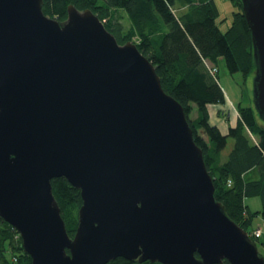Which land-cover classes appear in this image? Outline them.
Returning <instances> with one entry per match:
<instances>
[{
  "label": "water",
  "instance_id": "95a60500",
  "mask_svg": "<svg viewBox=\"0 0 264 264\" xmlns=\"http://www.w3.org/2000/svg\"><path fill=\"white\" fill-rule=\"evenodd\" d=\"M264 124V0H241ZM82 204L71 238L51 180ZM0 218L31 264H264L215 199L183 107L89 9L0 0Z\"/></svg>",
  "mask_w": 264,
  "mask_h": 264
},
{
  "label": "trees",
  "instance_id": "16d2710c",
  "mask_svg": "<svg viewBox=\"0 0 264 264\" xmlns=\"http://www.w3.org/2000/svg\"><path fill=\"white\" fill-rule=\"evenodd\" d=\"M229 1L237 10L225 31L217 24L219 10L215 0H42V11L63 22L69 5L79 11L89 9L119 45L127 41L136 45L154 66L164 92L183 107L212 179L215 199L236 225L250 233L256 216L264 221V124L253 106H239L236 126L222 134L210 124L208 112L209 105L225 104L226 97L218 83L219 61H224L230 74L241 73L244 78L255 70L251 34L241 0ZM116 10L127 16V29L115 19ZM205 62L216 69L215 74L209 73ZM194 109L196 117L190 118ZM228 139L233 140V146L224 157ZM51 187L66 232L72 238L82 204L80 192L64 178L51 180ZM250 198L260 199L259 212H251L245 204ZM250 239L257 246L260 236ZM0 264H31L18 233L1 218ZM108 264L160 263L117 258Z\"/></svg>",
  "mask_w": 264,
  "mask_h": 264
},
{
  "label": "rangeland",
  "instance_id": "374dc122",
  "mask_svg": "<svg viewBox=\"0 0 264 264\" xmlns=\"http://www.w3.org/2000/svg\"><path fill=\"white\" fill-rule=\"evenodd\" d=\"M215 4L218 7L219 14L217 17V24L222 31H225L231 24L232 13L236 12L237 8L229 0H215ZM84 11V10H82ZM115 19L123 25L125 29L130 26V22L127 16L122 11H114ZM64 22V21H63ZM133 43L132 41H127ZM125 42V43H127ZM124 43V44H125ZM122 44V45H124ZM134 44V43H133ZM210 65V64H209ZM218 68V83L225 94L224 105H209V122L211 125L217 126L222 134H226L230 127H235L239 119L238 108L249 107L252 105V78L253 73L248 77H243L241 73L230 74L224 61H219ZM229 114V116H227ZM196 117L195 109L191 112L190 118ZM251 140H255L253 136L249 135ZM233 146V140L228 139L227 146L223 152V156L226 157ZM229 186V185H228ZM245 204L249 207L251 212H259L261 210V201L259 198H250L245 201ZM252 227L254 228L250 233H247L251 238L253 231H260V239L257 243V249L259 254L264 255V221L256 216L253 220ZM19 235V234H18ZM20 237V236H19Z\"/></svg>",
  "mask_w": 264,
  "mask_h": 264
},
{
  "label": "built area",
  "instance_id": "2783aa9c",
  "mask_svg": "<svg viewBox=\"0 0 264 264\" xmlns=\"http://www.w3.org/2000/svg\"><path fill=\"white\" fill-rule=\"evenodd\" d=\"M205 66L207 67L210 74L212 75L215 74L216 69L213 68L211 65H209V63L205 62ZM228 185H230V181L228 182ZM251 235L254 236L255 238H258L260 235V231L259 230L253 231Z\"/></svg>",
  "mask_w": 264,
  "mask_h": 264
},
{
  "label": "crops",
  "instance_id": "0c3cea01",
  "mask_svg": "<svg viewBox=\"0 0 264 264\" xmlns=\"http://www.w3.org/2000/svg\"><path fill=\"white\" fill-rule=\"evenodd\" d=\"M227 116H229V114H227Z\"/></svg>",
  "mask_w": 264,
  "mask_h": 264
}]
</instances>
